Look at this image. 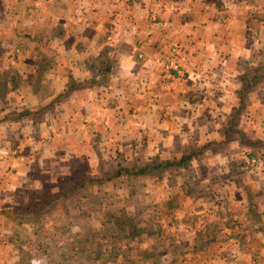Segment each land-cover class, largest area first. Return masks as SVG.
Instances as JSON below:
<instances>
[{
  "label": "crops",
  "instance_id": "crops-1",
  "mask_svg": "<svg viewBox=\"0 0 264 264\" xmlns=\"http://www.w3.org/2000/svg\"><path fill=\"white\" fill-rule=\"evenodd\" d=\"M224 2L0 0V93L9 102L0 103V172L39 193L62 186L61 162L104 161L117 143L135 141L150 159L161 146L174 159L186 155L176 143H212L194 158L207 170L167 171H195L170 187L206 193L184 198L200 216L201 247L218 249L216 264H264V167H250L264 156L252 145L264 144V80L233 116L242 73L264 61V0Z\"/></svg>",
  "mask_w": 264,
  "mask_h": 264
},
{
  "label": "rangeland",
  "instance_id": "rangeland-1",
  "mask_svg": "<svg viewBox=\"0 0 264 264\" xmlns=\"http://www.w3.org/2000/svg\"><path fill=\"white\" fill-rule=\"evenodd\" d=\"M224 8L223 11L226 10ZM223 18L226 19L224 15ZM2 94L3 91L0 93V103L7 105L9 102ZM19 133L22 134L21 131ZM1 141L4 143V140ZM198 142L192 139L184 145L176 143L175 149L186 154L195 153L207 144L201 145ZM136 144L138 145L135 141H127L124 146L117 143L108 149L104 147L107 149L104 161H99L102 159L100 157L80 159L75 163L76 171L71 170L75 167L74 164L70 167L67 162H61L62 166L56 171V178L62 186H46L39 193L21 187L15 189V184H11L14 179L9 168L3 170V173L0 172V181L5 188L0 189V212L9 206L31 205L45 191L57 193L82 173L100 180L115 168L134 167L141 162L155 163L173 156L169 155L165 145L161 146L159 156L150 159L144 155V146L137 149ZM17 145L12 143L15 150H12V154L20 155ZM125 152H128V157ZM261 154L264 155L262 152ZM201 155L190 162L199 167L196 171L199 174L207 170L206 167L201 168L205 162ZM0 159L4 161L3 157ZM261 164L264 167V156H253L250 159V167L257 175L260 174L258 169ZM189 165L174 170L188 169ZM193 169L188 170L187 174L165 172L134 179L121 177L102 184L85 186L65 201L63 206L44 213L45 216H42L40 222L0 214V264H216L215 255L218 249L216 246L209 249L201 247L198 240H203L196 229L200 225L197 220L200 216L194 219V204L192 210L184 198L206 193L202 194V189L195 185H187L186 188L182 185L170 187V183L176 179H184L188 175L194 178ZM232 173L233 171L227 175L231 177ZM207 191L211 194V189L208 188ZM107 214H113L122 223L127 219L133 220L134 225L140 228L139 233L127 239L116 238V234L113 236L115 230L119 231L120 236L126 235L124 233L129 235L128 227H131L123 225L126 226L124 231L118 230L119 221L117 224H107ZM194 235L199 237H192ZM190 238L192 244L188 241Z\"/></svg>",
  "mask_w": 264,
  "mask_h": 264
},
{
  "label": "trees",
  "instance_id": "trees-1",
  "mask_svg": "<svg viewBox=\"0 0 264 264\" xmlns=\"http://www.w3.org/2000/svg\"><path fill=\"white\" fill-rule=\"evenodd\" d=\"M241 87L239 90L240 102L238 108L235 111V115L239 114L246 105V100L248 94L253 90L255 86L261 83L264 80V61L260 60L256 62V59L252 62H249L241 77ZM28 115L26 112H20L18 117H23ZM252 144V143H251ZM215 145V144H214ZM260 147L262 153L264 154V144L257 143L252 144ZM212 143H207L203 145L198 152L186 154L175 159H165L159 162H153L148 165L143 166H134L132 168H116L110 171L103 179H92L85 175L84 173L80 174L71 184H67L61 191L57 193H51L45 191L43 196L40 199L34 201L31 205H18V206H9L6 209L1 210V215H14L21 219H27L32 221L40 222L44 213L52 209H58L60 206H63L64 202L69 200L71 197L76 195V193L85 186L102 184L104 182L111 181L113 179L126 177L127 179H134L140 177H149L154 175H160L174 169L186 168L193 158H195L199 153L208 148H210ZM45 216V215H44ZM115 218L113 214H107V224L113 225L117 224L119 221L120 224H117L118 230L124 231L123 225L130 226L128 231L130 234L124 233L126 235L120 236L119 231L113 233V236L116 234V238L123 237L124 239L133 237L139 233L140 228L134 225L133 220L127 219L124 223L119 219ZM109 225V226H110ZM138 228V229H137ZM143 231V230H141ZM145 232V231H144Z\"/></svg>",
  "mask_w": 264,
  "mask_h": 264
},
{
  "label": "built area",
  "instance_id": "built-area-1",
  "mask_svg": "<svg viewBox=\"0 0 264 264\" xmlns=\"http://www.w3.org/2000/svg\"><path fill=\"white\" fill-rule=\"evenodd\" d=\"M252 163H254V161H252Z\"/></svg>",
  "mask_w": 264,
  "mask_h": 264
}]
</instances>
